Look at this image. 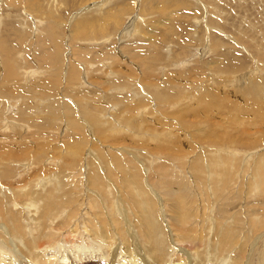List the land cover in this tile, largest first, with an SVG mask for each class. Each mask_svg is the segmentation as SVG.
<instances>
[{"label": "rangeland", "instance_id": "374dc122", "mask_svg": "<svg viewBox=\"0 0 264 264\" xmlns=\"http://www.w3.org/2000/svg\"><path fill=\"white\" fill-rule=\"evenodd\" d=\"M178 195L183 229L227 230L187 264H235L240 237L237 264H264V0H0V202L14 213L0 220L3 262L38 264L13 240L20 225L38 233L23 215L62 243L65 212L89 207L122 209L138 231L131 208L157 230L135 255L119 240L111 261L57 243L39 261L181 264L170 241Z\"/></svg>", "mask_w": 264, "mask_h": 264}, {"label": "bare ground", "instance_id": "6f19581e", "mask_svg": "<svg viewBox=\"0 0 264 264\" xmlns=\"http://www.w3.org/2000/svg\"><path fill=\"white\" fill-rule=\"evenodd\" d=\"M14 1V0H13ZM21 3V2H20ZM169 79V78H168ZM175 102V101H174ZM21 131V130H20ZM189 131V130H188ZM72 146V145H71ZM82 146L83 145H81V143H79V142H76V143H74L73 144V146H72V148L74 147V149H78V150H81L82 149ZM67 149V148H66ZM77 150V151H78ZM76 153V152H75ZM29 157V156H28ZM77 158V157H76ZM76 160V159H75ZM47 162V161H46ZM50 164V163H49ZM73 164V163H72ZM43 165V164H42ZM31 166V165H30ZM32 166H33V164H32ZM82 166V165H81ZM62 167H63V165H62ZM83 167V166H82ZM5 168H6V166H5ZM34 169V168H33ZM61 169V168H60ZM68 169H69V167H68ZM9 170V169H8ZM41 170V169H40ZM71 170V169H70ZM78 170V169H77ZM5 171V170H4ZM10 171V170H9ZM6 172V171H5ZM82 172V171H81ZM7 173V172H6ZM88 176H89V174H88ZM91 178V177H90ZM72 180V179H71ZM89 183H91V182H89ZM159 184H163V182L161 181V182H159ZM13 185V184H12ZM15 185V184H14ZM160 186V185H159ZM79 188V187H78ZM88 188V187H87ZM15 189V188H14ZM177 190V189H176ZM175 190V191H176ZM185 190H187V189H185ZM185 190H184V192H185ZM17 191V190H16ZM19 191V190H18ZM93 191V190H92ZM189 191V190H188ZM22 192V191H21ZM48 192V191H47ZM190 192V191H189ZM82 193V192H81ZM19 194V193H18ZM178 194V193H177ZM92 195V194H91ZM82 196H84V195H82ZM179 196V195H178ZM238 196V195H237ZM36 195H34L33 196V198L31 199V202L30 203H32V204H34L33 206H35V207H37L38 209H39V204H40V202H39V200L37 199V198H39V197H37ZM206 197V196H205ZM20 199H21V197H19ZM89 198V197H88ZM209 198V197H208ZM91 199V198H90ZM185 196H183V195H181V196H179V197H177V200L178 201H180V205L179 206H177V205H173V206H175L174 207V214H176L175 215V221H177V223H178V229H176V230H178V231H175V229L174 228H172V225H174L173 224V221L171 222V226H170V228H171V230L172 229H174V235L173 236H171V244H173L174 246H175V249L176 250H180L178 253H176L177 254V259H175L174 257V259H175V262L176 263H181L182 264V262H184V264H187L188 263V261H189V259H191V260H193L194 262L195 261H197L198 260V257H197V254L200 252V251H202L201 249H203V246L205 245V243L206 242H210V240L211 239H216V238H218V236H219V234L220 235H223V236H225L226 234H227V230H224V232H222L223 231V229H224V227H223V229H221V230H217V229H214L215 231H214V233H211L212 235H210V229H206V227L204 226V222L202 223V225H201V227H199V226H196V227H193V228H191V229H187V230H185V229H183V227L184 226H186V225H188L189 224V220H187L188 218H186L187 217V214L188 213H185V209H187V205L185 204ZM202 199L203 200H205L204 199V196L202 197ZM211 199V198H210ZM80 200V199H79ZM84 200H86V199H84ZM171 200V201H170ZM216 200V199H215ZM241 200V199H240ZM87 201H89V200H87ZM86 201V202H87ZM167 201H169L170 202V204H173L174 203V201H173V199H171V198H167ZM93 202V201H92ZM210 202V201H209ZM12 203V202H11ZM30 203L28 204L27 203V206H30ZM240 203V202H239ZM79 204V203H78ZM89 204H91V203H87V205H89ZM165 208H166V211L168 210V212H171V210H173L172 208L171 209H169L170 207H168V203H166L165 202ZM45 205V204H44ZM47 205V204H46ZM52 204H50V206H51ZM103 205V204H102ZM204 205V204H203ZM226 205V204H225ZM50 206H48V207H50ZM92 206V205H91ZM109 206V205H108ZM112 206V205H111ZM120 206V205H119ZM119 206H117V207H119ZM172 206V205H171ZM177 206V207H176ZM6 207V206H5ZM5 207L3 208V203L2 202H0V220H1V218H5V216H4V214H3V212H4V210H5ZM35 207H32V208H35ZM74 207V206H73ZM83 207H84V205H83ZM85 207H86V205H85ZM110 207V206H109ZM40 208H42V207H40ZM46 208V207H45ZM70 208V207H69ZM72 208V207H71ZM81 208V207H80ZM103 208H105V207H103ZM107 208V207H106ZM123 208V207H122ZM194 208H195V206H194ZM236 208V207H235ZM8 209V213L9 214H12V215H14V213H12V210H10V208H7L6 207V210ZM48 209V208H47ZM51 209H52V207H51ZM92 209V208H91ZM97 209V208H96ZM118 209V208H117ZM121 209V208H120ZM127 209H128V207H127ZM201 209V208H200ZM19 210V209H18ZM36 210V209H35ZM49 210V209H48ZM48 210H46V211H48ZM60 210V209H59ZM102 210V209H101ZM110 210V209H109ZM130 210H132V212H135V214H134V216H135V218H137L134 222L137 224V226H138V228H141L140 230H138V231H136L135 229V224H132V222L130 223V221H128V219H126V215L124 214V210H120V212H114L113 210H111V211H109V212H111V214H110V216H109V214L108 215H103L104 213H105V211H104V213L101 215V216H99V215H97V214H93V213H91L90 211V209H89V207H88V210H84V212H83V210H81V212H80V210H78L77 211V209H72L71 210V213L69 212H65L66 213V216L62 219V221H60V224H62L61 225V228H64L62 231L64 232L63 233V235L61 236L62 237V243H60V240L58 239L57 241H56V239H57V236H55V238H53V235H51V234H47V235H44V234H46V233H44L43 234V237H42V239L40 238V234H42V232H41V228H43V227H40V224L38 225L37 224V220H38V218L37 219H35V218H33V215L32 214H30V213H27L28 215H26L27 217H26V220H25V217H24V215L23 214H21V215H23V217H22V220H24V221H29V219L30 220H32V221H30V222H33V223H30L31 225L32 224H34L35 223V227H36V230L35 231H37L38 233L36 234V233H34V232H32V233H34L35 235L33 236V234H32V236H30V232H29V235H28V233L26 232V231H24L25 229H24V226L22 227L21 225L16 229V233H15V238H13V240L14 241H16V243H15V245L17 244L18 245V247H19V249L20 250H23V253H26L25 255H26V257H28V258H30L31 260H32V262H36V263H38V264H48L50 261H49V257H44V255H43V257H42V259L39 261V256L41 257V254H40V252H39V250H42V249H44L45 247H47V249H48V246L50 247H52L53 245L54 246H56L57 245V243L58 244H71V246L73 247L72 249H74V248H78L79 250H83L84 252H85V254L87 255V256H89V258L90 257H93L94 256V254H97V252H106L108 255H107V257L105 258V261L106 260H115V259H117V256H112V257H109L111 254H115V255H118V250L121 248V244L120 243H118V242H116L117 240H119V241H124L125 243H124V247H125V251H124V254H126V255H135V252H137V249H136V240H142L143 239V237H148V238H151V235H152V233L155 231V230H157V228L156 229H154L153 227V225L151 224V220H150V218H151V216L149 217V218H145L144 219V214L142 213V214H140L138 211H136V210H133V209H131V208H129V213H130ZM192 210V209H191ZM194 210V209H193ZM192 210V211H193ZM205 210V209H204ZM235 210V209H234ZM249 210V209H248ZM10 211V212H9ZM42 211H43V213H44V210H40V212L38 211V216H43V213H42ZM50 211V210H49ZM118 211V210H117ZM190 211V210H189ZM191 211V212H192ZM206 211V210H205ZM214 211V210H213ZM18 212V211H17ZM24 212V211H23ZM51 212V211H50ZM63 212V211H62ZM96 212V211H95ZM94 212V213H95ZM187 212V211H186ZM202 212V211H201ZM54 213V212H53ZM52 212H51V214H53ZM64 213V212H63ZM62 213V214H63ZM102 213V212H101ZM107 213V212H106ZM222 213V212H221ZM253 213V212H252ZM45 214H47V212H45ZM62 214H61V216H62ZM68 214V215H67ZM127 214V213H126ZM131 214V213H130ZM130 214H128V215H130ZM172 214V213H171ZM173 214V215H174ZM213 214V213H212ZM223 214V213H222ZM244 214V213H243ZM58 215H60V214H58ZM123 215V216H122ZM251 215V214H250ZM49 216V215H48ZM55 216V215H54ZM125 216V217H124ZM133 216V217H134ZM264 216V215H263ZM45 217V216H44ZM43 217V218H44ZM120 217H122V219L120 218ZM153 217V216H152ZM173 217V216H172ZM200 217V216H199ZM21 218V217H20ZM19 218V220H21ZM24 218V219H23ZM40 218V217H39ZM196 218V217H195ZM133 219V218H132ZM132 219H131V221H132ZM169 219H171V218H169ZM207 219V218H206ZM259 219V218H258ZM21 220V221H22ZM51 220H53V219H51ZM121 220L123 221V223H125L124 225H126V228H127V226H128V229H130V230H128V231H130L129 232V236H126V234H125V236H124V233L123 232H120L119 230L121 229H117L119 226V224H120V222H121ZM198 220V219H197ZM196 219L194 220L195 221V223H196V221H197ZM4 221H6L7 222V220L6 219H4ZM169 221H171V220H169ZM52 222V221H51ZM39 223V222H38ZM55 223V222H54ZM57 223V222H56ZM200 223V222H199ZM7 224H9L10 225V227L12 228H14L15 227V224L12 222V220L10 219L8 222H7ZM23 224V223H22ZM29 224V223H28ZM52 224V223H51ZM59 224V225H60ZM223 224V223H222ZM25 225H27V224H25ZM31 225H30V227H31ZM53 225V224H52ZM123 225V226H124ZM191 225V224H190ZM226 225H228V224H226ZM46 226V225H45ZM44 226V227H45ZM55 226V225H54ZM53 226V227H54ZM224 226V225H223ZM28 227H29V225H28ZM27 227V228H28ZM35 227H31V229L33 230V228L35 229ZM47 228L49 227V226H46ZM122 227V226H121ZM156 227V226H155ZM226 227V226H225ZM230 227V226H229ZM26 228V227H25ZM177 228V227H176ZM188 228V227H187ZM30 229V228H29ZM44 229H46V228H44ZM116 229H117V231H116ZM226 229V228H225ZM233 229V228H232ZM47 230V229H46ZM50 230V229H49ZM58 230H59V228H58ZM235 230V229H234ZM3 231V230H2ZM31 231V230H30ZM54 231H56V230H54ZM169 231V230H168ZM208 231H209V234H208ZM58 232V231H57ZM125 232V231H124ZM213 232V231H212ZM53 233V232H52ZM228 233H231V235H232V233L233 232H228ZM234 233H236V232H234ZM248 234V233H247ZM260 237V236H259ZM53 238V239H52ZM241 238V237H240ZM240 238H237V241L235 240V243H234V251L233 252H238V253H233V254H235L234 256H233V258L235 259V264H237L238 262L237 261H239L238 259L239 258H242V256H243V249H244V245H245V243L242 245H240ZM28 239V240H27ZM229 239V238H228ZM231 239V238H230ZM243 239V238H242ZM7 239H6V237H5V241H6ZM11 241L12 240H10V241H7V243L8 244H12L11 243ZM103 241V244L104 243H106V244H108L109 246L107 247V249L105 248V250L103 249L104 247H102L101 246V242ZM230 242H231V240H230ZM232 242H234V241H232ZM243 242V241H242ZM212 244H214L215 245V247L216 246H218V242L217 241H215V242H211ZM211 243H209V244H211ZM228 243V242H227ZM47 244H50V245H48V246H45V245H47ZM56 244V245H55ZM114 244H116V246L115 247H117L118 249H117V251H115L114 249H116V248H114L113 247V245ZM208 244V243H207ZM231 244H233V243H231ZM15 245H13V246H15ZM52 247V248H55V247ZM226 246V245H225ZM246 246V245H245ZM81 247V248H80ZM206 247V246H205ZM51 248V249H52ZM69 248V247H68ZM112 248H113V250H112ZM139 248V247H138ZM208 248V247H207ZM2 249H4V248H2ZM7 249V248H6ZM50 249V248H49ZM64 248L62 247V249H58L59 251H61V250H63ZM65 249H67V248H65ZM146 249V248H145ZM144 249V250H145ZM213 249V248H212ZM71 250V249H70ZM143 250V249H142ZM172 250H173V247H172ZM4 251H6V250H4ZM44 251H45V249H44ZM48 251V250H47ZM46 251V252H47ZM58 251V252H59ZM72 251V250H71ZM77 251V250H76ZM83 251L81 252V253H83ZM139 251V250H138ZM145 251H148L149 252V257H147V258H152V257H154L155 255V251H153V250H150V248H147V250H145ZM12 252V251H11ZM18 252V249L16 248L15 249V253H17ZM56 252V251H55ZM203 252V251H202ZM13 253H14V249H13ZM23 253H21V254H23ZM51 253V252H50ZM57 253V252H56ZM56 253H55V255H56ZM74 253V252H73ZM138 253V252H137ZM147 253V252H146ZM3 254V257L2 256H0V262L2 261L3 262V260L5 261V257H6V253H2ZM11 254V253H10ZM17 254H20L19 252L17 253ZM58 254V253H57ZM202 254H204V253H202ZM202 254H201V256H202ZM232 254V255H233ZM245 254V253H244ZM1 255V254H0ZM8 255V254H7ZM12 255V254H11ZM68 255V254H67ZM147 255V256H148ZM199 256H200V254H198ZM81 256H83V255H81L80 253H77V252H75V258H76V260L77 261H82L81 259ZM86 256V257H87ZM100 256V255H99ZM174 256V255H173ZM248 256V255H247ZM8 257H10V256H8ZM13 257H14V255H13ZM12 257V258H13ZM62 258L64 257H66V255L65 254H63L62 256H61ZM79 257V258H78ZM18 258H20V257H17V259ZM22 258V257H21ZM27 258V259H28ZM45 258H49L48 260L47 259H45ZM132 258V260H130L129 261V263L128 264H136L137 262H136V259H135V257H131ZM245 258V256H243V258H242V261H243V259ZM8 259V258H7ZM61 259V258H60ZM87 259V258H86ZM187 259H188V261H187ZM246 259V258H245ZM244 259V260H245ZM19 260V259H18ZM64 260V259H63ZM241 260V259H240ZM7 261H9V260H7ZM6 261V262H7ZM11 261V260H10ZM13 261V260H12ZM15 261V260H14ZM91 261V260H90ZM242 261H240V263L239 264H243V262ZM1 262V264H5L4 262L2 263ZM124 262V261H123ZM190 262V261H189ZM8 263V262H7ZM6 263V264H7ZM17 263H18V261H17ZM23 263V262H22ZM106 263V262H105ZM113 263V262H112ZM150 263V262H149ZM192 263V262H191ZM9 264H14V263H9ZM107 264H109V262H107ZM151 264H166V259H165V257H160L158 260H156L155 262H153V263H151Z\"/></svg>", "mask_w": 264, "mask_h": 264}]
</instances>
